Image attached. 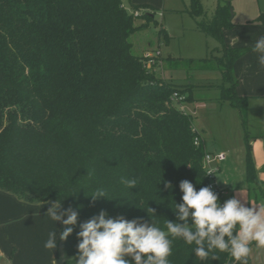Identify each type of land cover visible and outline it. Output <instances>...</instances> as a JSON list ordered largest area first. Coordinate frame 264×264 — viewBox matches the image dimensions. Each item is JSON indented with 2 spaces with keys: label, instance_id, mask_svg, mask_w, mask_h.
Wrapping results in <instances>:
<instances>
[{
  "label": "trees",
  "instance_id": "obj_1",
  "mask_svg": "<svg viewBox=\"0 0 264 264\" xmlns=\"http://www.w3.org/2000/svg\"><path fill=\"white\" fill-rule=\"evenodd\" d=\"M144 7L128 11L123 0H0V190L27 203L79 205L78 224L104 209L113 217L149 223L151 216L166 231V219H175L169 206L181 199L179 182L208 187L205 140L177 105L190 87L165 81L148 66L149 58L132 51L130 34L154 17L139 12ZM186 11L201 32L220 43L219 54L168 56L161 62L168 60L171 69L199 63L220 73L217 99L239 113L250 196L258 190L264 198L251 152L248 98L236 93L233 71L251 46L224 45L223 29L235 25L228 1L219 3L210 19L200 18L198 0ZM159 32L167 38L164 28ZM121 176L135 178L137 186L125 188ZM97 188L108 197L93 202L88 193ZM214 192L223 203L222 194ZM77 231L78 226L59 239L67 255L62 264L76 255ZM217 256L207 264H239L226 253ZM168 259L200 264L179 239Z\"/></svg>",
  "mask_w": 264,
  "mask_h": 264
},
{
  "label": "clouds",
  "instance_id": "obj_2",
  "mask_svg": "<svg viewBox=\"0 0 264 264\" xmlns=\"http://www.w3.org/2000/svg\"><path fill=\"white\" fill-rule=\"evenodd\" d=\"M251 52L264 68V35L255 40ZM119 183L127 189L137 186L135 178L121 176ZM165 187L172 185L166 183ZM179 190L180 202L173 200L169 206L175 219H166V231L149 215L150 223L142 217H113L104 209L78 224L81 206L61 209L59 200L50 202L45 215L53 222V227L55 222L65 226L59 232L61 241L66 240L75 227L79 228L76 255L68 259L67 264L70 260L73 264H170L168 258L174 239L189 246L200 264L218 259L217 253H226L239 264H248L253 243L257 248H264V200L253 204L239 192L221 203L211 188L205 186L197 190L187 179L179 182ZM88 194L93 202L108 197L103 188ZM56 246L57 232L52 228L43 247L52 252Z\"/></svg>",
  "mask_w": 264,
  "mask_h": 264
},
{
  "label": "rangeland",
  "instance_id": "obj_3",
  "mask_svg": "<svg viewBox=\"0 0 264 264\" xmlns=\"http://www.w3.org/2000/svg\"><path fill=\"white\" fill-rule=\"evenodd\" d=\"M123 1L128 11H132V5H145L144 9H140L139 12L146 11L154 15L146 28L130 34L132 51L137 55L149 54L148 66H152L155 74L165 81L186 85L188 89L190 87V91L186 92L187 99L182 101L179 98L180 102L178 101L177 105L181 111L191 115L192 125L203 137L206 146L226 155V160L221 162V172L216 173V180L224 190V201L231 198L230 195L236 193L235 189L240 187L239 183L242 181L239 167L240 163L243 167L244 156L243 130L237 109L231 107L228 102H221L217 99L221 82L210 75L217 74L215 70L206 71L203 70L202 64H188L187 62L179 63L177 69H171L168 60L165 63L161 62V58L172 55L185 58H199L207 53L216 55L219 53H216L213 48L220 43L215 38L201 32L194 17L186 11L191 9L193 0ZM226 1L231 4L233 22L246 24L259 19L256 24H264V0H198L204 12V16L200 18L210 19L217 5ZM143 21L144 19H137L135 23L139 24ZM161 27L164 28L167 38L159 32ZM170 70L176 71L175 75L179 78L172 80L162 77ZM248 119L250 135H253L256 126L264 128L263 117L256 116L252 120L248 116ZM223 180L227 181L226 186ZM6 204L8 202L2 204L4 209ZM9 222L0 210V242L3 238L1 226ZM257 258L256 253L253 258L250 255L251 263L253 259L254 264H258Z\"/></svg>",
  "mask_w": 264,
  "mask_h": 264
},
{
  "label": "crops",
  "instance_id": "obj_4",
  "mask_svg": "<svg viewBox=\"0 0 264 264\" xmlns=\"http://www.w3.org/2000/svg\"><path fill=\"white\" fill-rule=\"evenodd\" d=\"M222 33L225 46H252L259 36L264 35V24L235 23L232 27L224 28ZM219 47L220 45L213 48L216 53L218 52ZM207 55L209 54L207 53L203 57H206ZM233 71L238 81L235 88L236 93L239 96L248 98L249 118L252 120H254L256 116L264 118V68L260 67L257 63L256 54L252 53L250 49L245 54L238 57L233 64ZM216 72L217 74L210 75L215 80L219 79L221 82L220 73L218 71ZM175 73L176 71L170 70L162 75V77L172 80L176 77L179 78ZM250 144L257 177L261 181L264 190L263 127H255V132L251 135ZM206 149L208 151H216L207 146ZM244 159L245 144L243 167L241 163L239 167V171L241 172L240 178L242 181L239 183L240 187L236 188L237 190L235 189L236 193L230 196L233 197L240 192L244 199L256 204L264 200L263 193L261 194L258 190H254L251 192L250 196L244 176ZM224 161H222V163ZM222 163H220L219 172H221ZM223 184L226 186L227 183L224 182ZM263 190L261 189L262 192ZM4 202H8L9 204L5 205V209L2 206ZM50 202L52 201L27 203L16 198L11 193L0 190V210L3 211V215L7 217L8 221H10L8 224L3 223L1 226L3 238L0 242V264H62L65 261L67 255L61 242H59L61 224L60 222H55L53 227V222L45 215L47 208L50 206ZM52 228L57 232V246L51 252V250L45 249L43 244ZM255 247L256 246L253 243L250 255H252L253 258L256 253L258 255V264H264V248ZM62 257L63 259H61ZM252 261L251 264H254L253 259Z\"/></svg>",
  "mask_w": 264,
  "mask_h": 264
},
{
  "label": "built area",
  "instance_id": "obj_5",
  "mask_svg": "<svg viewBox=\"0 0 264 264\" xmlns=\"http://www.w3.org/2000/svg\"><path fill=\"white\" fill-rule=\"evenodd\" d=\"M148 55L149 54L146 53L144 56L149 58ZM149 59H148V63L150 62ZM151 60L153 61V59ZM173 97L176 99L178 97L177 93H174ZM192 130L197 131L194 127L192 128ZM199 142H200L199 137H195L194 144L198 145ZM225 159H226V155L223 152L208 151V150L205 152L203 159H202V166L205 171V176L208 180V187L216 192L221 193L222 196H223L224 190L217 183L216 173L219 171L220 163L224 161Z\"/></svg>",
  "mask_w": 264,
  "mask_h": 264
}]
</instances>
